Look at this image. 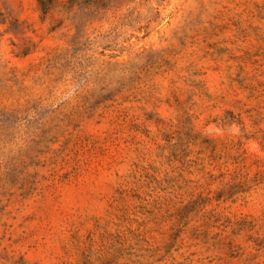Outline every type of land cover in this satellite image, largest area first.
<instances>
[{"label": "rangeland", "instance_id": "374dc122", "mask_svg": "<svg viewBox=\"0 0 264 264\" xmlns=\"http://www.w3.org/2000/svg\"><path fill=\"white\" fill-rule=\"evenodd\" d=\"M0 264H264V0H0Z\"/></svg>", "mask_w": 264, "mask_h": 264}]
</instances>
